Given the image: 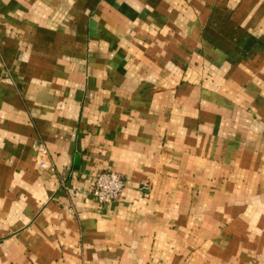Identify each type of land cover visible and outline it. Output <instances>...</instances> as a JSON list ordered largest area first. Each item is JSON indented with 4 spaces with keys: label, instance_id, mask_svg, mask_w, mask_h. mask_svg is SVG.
<instances>
[{
    "label": "crops",
    "instance_id": "1",
    "mask_svg": "<svg viewBox=\"0 0 264 264\" xmlns=\"http://www.w3.org/2000/svg\"><path fill=\"white\" fill-rule=\"evenodd\" d=\"M0 264H264V0H0Z\"/></svg>",
    "mask_w": 264,
    "mask_h": 264
},
{
    "label": "built area",
    "instance_id": "2",
    "mask_svg": "<svg viewBox=\"0 0 264 264\" xmlns=\"http://www.w3.org/2000/svg\"><path fill=\"white\" fill-rule=\"evenodd\" d=\"M40 153L46 155V149L40 147ZM41 167H47L46 163H41ZM126 182L122 174L106 170L98 172L94 179L92 188L93 198L100 206H105L121 199L125 190Z\"/></svg>",
    "mask_w": 264,
    "mask_h": 264
}]
</instances>
